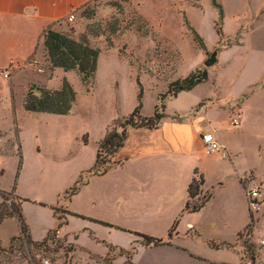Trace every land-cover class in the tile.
I'll return each instance as SVG.
<instances>
[{"label":"rangeland","instance_id":"rangeland-1","mask_svg":"<svg viewBox=\"0 0 264 264\" xmlns=\"http://www.w3.org/2000/svg\"><path fill=\"white\" fill-rule=\"evenodd\" d=\"M216 1L221 17L211 0H93L81 7L72 21L65 18L55 28L77 38L85 32L89 44L100 50L96 75L86 84L76 70L53 71L39 44L26 61L19 62L11 78H3L0 69V190L7 191L4 196L10 202L16 183L15 192L30 201L26 215L36 221L49 216L48 209L36 203L42 202L40 198L53 199L58 190L59 222L64 221L66 208L77 215L42 246L15 241L11 248L5 247L0 251V264H203L166 247L138 248L129 231L166 239L172 225L175 229L178 224L182 230L186 221H192L209 240L217 241V234H231L238 220L220 211L222 199L240 191L238 177L245 172H253L264 182V0ZM87 12L92 13L90 18L85 16ZM190 27L205 48L193 40ZM214 50L216 61L205 66L203 62ZM7 56L6 51H0V58ZM196 67L208 71V80L186 94L189 98L171 99L170 112L186 106L187 100L200 103L203 97H210L215 104L227 105L245 97L238 128L230 124V113H214L222 132L234 144L236 156L231 154L230 160L234 172L223 174L220 180L217 171L224 165L222 160L230 161L205 153L202 156L199 166L204 188L214 196L211 204L197 214L174 213L151 220L139 211L127 210L143 202L151 206V187L141 194L122 188L129 195L126 198L115 188L119 169L88 176L87 184L68 203L62 193L78 179L79 168L86 170L93 164L96 143L106 127L123 123L137 105V81L143 92L140 115L148 117L154 105L164 103L160 94L165 93L166 82L185 77ZM64 77L76 92L70 115L30 113L23 108V97L31 85L57 89ZM218 182L223 185L216 191ZM153 197L167 199L157 188ZM246 202L248 210L247 197ZM252 217L250 237L241 232L238 240L252 243L251 251L259 256L261 251L253 243L264 238V208ZM198 242L201 250L207 247ZM132 245L138 251L129 260Z\"/></svg>","mask_w":264,"mask_h":264},{"label":"crops","instance_id":"crops-1","mask_svg":"<svg viewBox=\"0 0 264 264\" xmlns=\"http://www.w3.org/2000/svg\"><path fill=\"white\" fill-rule=\"evenodd\" d=\"M91 1L93 0H0V51H6L8 53L7 57L0 58V69L7 66L8 62L13 57L17 58L18 62L26 61L33 54L38 44L43 47L42 32L47 26L55 28V24L64 20L70 11L74 10L77 12L81 7ZM11 52H17V54H11ZM217 55L218 54H216V57ZM98 60L99 56L97 65ZM55 69H58V67H54L53 71ZM171 80L174 79L172 78ZM201 83H198L190 90L178 92L176 96L165 97L164 109L162 110L164 116L155 127L127 126L125 128L126 135L123 145L118 148L111 157V160L115 162V164L104 174L114 169L120 170V175L117 176L115 180V188L116 190L120 189L118 191L122 194H124L121 190L122 188L129 193H132L133 189H136V192L138 190V193L141 194L144 191L143 189L151 187V206L149 205L150 202H143L141 206L131 205L128 209L126 208L128 211H139L143 215L150 216L151 220H156L165 216L171 217L174 213H181L183 216L193 213L197 214L206 206H209L213 201L214 196L210 190L204 188L203 181L202 191L203 193H211L209 199L195 212L183 210L188 198L187 187L195 175L194 172L196 171L203 176V173L200 171L201 167L199 163L204 153L215 155L217 158L221 157L223 159H228L229 161L232 155L236 156V152L232 153V151H234V144L231 143L222 132L219 121L216 119L214 113L224 111L233 116L239 113L240 122L237 126L238 128L241 124L242 107L245 97L241 98L240 101H237L239 98H236L227 105L215 104L210 97H203L200 103H197V100L190 102L187 100L188 104L183 108L173 109L172 112L169 111L168 104L171 99H177L180 96L185 99L189 98V95L186 94H190V92ZM165 90H167V87ZM246 95L247 93L242 94V96ZM156 100H158V98H156ZM72 112L73 107L68 114L64 115H70ZM108 128L109 125L106 127L104 134L98 142L103 138ZM203 134H211L225 149L226 155L222 156L221 151L210 154L206 153L205 145L202 141ZM98 142L96 143L97 146ZM83 143L86 144V142ZM97 146L95 148V153ZM222 162L224 165L217 171L219 180L222 178L223 174L234 172L235 169V165L232 161L228 162L222 160ZM86 170L79 168L77 178ZM87 182L80 186L78 192ZM254 183H259L264 191V182L256 179L253 172H245L244 175L238 177L237 184L238 190L240 191L222 199L220 211L224 213L227 211V213L233 214L238 220V224L232 229L229 236L217 234L214 235L217 241L213 239L209 240L207 236H203L202 232L196 228L197 223L186 221V226L182 230L178 229V224L177 226L175 225L176 228L170 237H168V231L166 239L157 237L168 241L167 244L155 245L151 246V248L166 247L181 251L187 258L199 261L203 264H245L248 257L245 253L243 243L241 244L238 240V234L243 232L250 219L244 190L247 186H252ZM222 185L223 183L218 182L216 191L222 188ZM156 188L162 190L167 197L166 200L153 197V190ZM15 189L16 188L11 190L14 196L20 197V195L15 192ZM133 192H135V190ZM54 193L55 197L53 199L40 198L39 200H42V202L36 203L48 209L49 216L47 219H44V221H36L28 218L25 210L26 205L30 203V201L26 198H23L25 200L21 201V211L25 223L28 226L29 235L34 241L42 240L47 231L55 228L59 222L53 211V207L61 206L59 201V190ZM77 193L71 197L68 203L71 202L72 198L77 195ZM127 196L129 195L125 197L127 198ZM63 206L67 207L66 205ZM65 210L70 211L68 208ZM72 216L73 215L66 213L67 224L69 218ZM67 224L59 228L58 231H62ZM18 234L19 225L14 216L7 217L0 223V244L2 247H8L11 239ZM199 240L201 243H206L207 247H205L204 250L200 249L201 245L198 242ZM212 243L220 245L213 246ZM221 243H227L228 246H221ZM256 243H253V245H256L261 253L259 256L256 255V253L254 254L255 264H264V245L259 246ZM136 245L138 248L144 247L139 241H137ZM137 251L138 249H136L133 255H135ZM224 251L227 253L226 256L222 253Z\"/></svg>","mask_w":264,"mask_h":264},{"label":"trees","instance_id":"trees-1","mask_svg":"<svg viewBox=\"0 0 264 264\" xmlns=\"http://www.w3.org/2000/svg\"><path fill=\"white\" fill-rule=\"evenodd\" d=\"M197 1V0H194ZM212 4L218 9L219 17L222 16V9L220 4L216 0H211ZM88 4V3H87ZM86 5V4H85ZM84 5V6H85ZM85 16L90 18L92 13H85ZM193 40L196 41L200 48H205V44L202 38L198 33L190 27ZM216 33L221 34L220 30L217 29ZM42 43L43 47L46 50L48 60L52 67H58L64 71L76 70L83 83H89L90 79H93L95 76L97 68V59L100 53V50L97 47H93L88 42V36L85 32L80 33L79 38L70 36L69 34L61 31L52 26H47L42 32ZM208 78V71L202 69L201 67H196L194 70L189 72L185 77L176 78L167 83V90L164 94V97L167 96H176L180 91H186L192 89L198 83H201ZM138 83V93H137V105L134 109L128 114L124 119V122L118 125L113 124L110 126L103 138L98 142V146L95 153V160L93 165L87 169L79 178L74 182V184L66 189L62 197L66 201H70L71 197L76 194L83 184L88 180L90 175H102L110 167H112L115 162L111 160L114 152L123 145L125 140V128L127 126H145L148 128L155 127L159 120L164 116L162 110L164 109V103L160 101V105H155L153 114L148 117H143L140 115L141 108V97H142V87L139 81ZM162 97V96H161ZM76 98V92L74 91L71 84L64 77L61 85L57 89H48L45 87H34L31 85L29 91L24 95L22 105L23 108L28 112H43L51 114L64 115L68 114L72 104ZM159 108V109H158ZM119 128H121L119 130ZM86 142V139L83 140ZM21 167V156H19L18 169ZM195 175L191 179L187 187L188 198L185 202L183 210L195 212L199 210L205 202L211 196L210 192L202 191L203 185V176L200 173L194 172ZM18 174V173H17ZM16 174V176H17ZM87 174L86 177L84 175ZM15 188V183L12 187V190ZM5 191L0 190V223L7 217L14 216L19 225V234L11 239L10 245L8 248H11L15 241H20L21 243H28L34 246H42L48 240L53 238L55 231L61 228L63 225L67 224L66 217H63L64 221L58 222L57 226L53 229L47 231L45 237L40 241H34L31 239L28 231V226L25 223L22 211H21V201L25 200L21 197H13L18 199V202L15 203L13 199L10 202H7L8 198L4 196ZM44 204V203H40ZM54 214L57 216L59 207H53ZM66 215H75L70 211L64 210ZM249 223L244 228L243 232H250V227L253 222L252 214L249 212ZM58 220L61 218L57 216ZM103 225L108 226V223H103ZM112 226V225H109ZM174 231V225L168 230V237L171 236ZM137 239L134 241L137 244V241L144 247H151L160 244H167L168 241H165L161 238L153 237L138 231H129ZM241 233L238 234V236ZM213 246H219L220 244H213ZM222 245L228 246L227 243H221ZM248 250L250 251V257L254 259V252L251 251V245L247 244ZM113 246L109 247L111 251ZM119 250L124 251L123 248ZM0 251H5V247H2L0 244ZM136 251V246H131V252L128 257L129 260L132 258V255ZM107 254L106 256H108ZM131 255V256H130ZM127 264H135L131 261Z\"/></svg>","mask_w":264,"mask_h":264},{"label":"built area","instance_id":"built-area-1","mask_svg":"<svg viewBox=\"0 0 264 264\" xmlns=\"http://www.w3.org/2000/svg\"><path fill=\"white\" fill-rule=\"evenodd\" d=\"M75 17V11L72 10L68 13L66 16L67 21H72ZM36 62V60H34ZM20 63L17 60L11 59L7 66H5L3 69H1V73L3 78L9 79L14 73L15 70L19 69ZM39 70V69H38ZM41 70V69H40ZM240 122V114L236 113L230 120V123L233 127H237ZM202 141L205 145V152L206 153H213L221 151L222 156L226 155L225 149L214 139V137L211 134H203L202 135ZM245 193L247 197V201L249 204V212L251 214L257 213L261 211L264 208V191L262 186L259 183H254L252 186H247L245 188ZM251 232L245 233V236L247 238L250 237ZM252 244V243H248ZM257 244L259 246L264 245V238L260 237L257 240ZM248 245H246V242H243V247L245 249V253L247 254L248 259L246 260L245 264H255V259H252L250 257V251L248 250ZM47 263V261H45Z\"/></svg>","mask_w":264,"mask_h":264},{"label":"water","instance_id":"water-1","mask_svg":"<svg viewBox=\"0 0 264 264\" xmlns=\"http://www.w3.org/2000/svg\"><path fill=\"white\" fill-rule=\"evenodd\" d=\"M217 50H214L203 62L205 66H210L216 61Z\"/></svg>","mask_w":264,"mask_h":264}]
</instances>
